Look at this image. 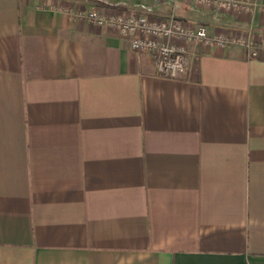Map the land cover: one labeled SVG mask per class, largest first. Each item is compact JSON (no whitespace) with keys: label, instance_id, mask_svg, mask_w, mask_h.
Listing matches in <instances>:
<instances>
[{"label":"crops","instance_id":"0c3cea01","mask_svg":"<svg viewBox=\"0 0 264 264\" xmlns=\"http://www.w3.org/2000/svg\"><path fill=\"white\" fill-rule=\"evenodd\" d=\"M258 56L198 46L158 73L110 26L175 12L210 33L249 15L179 1L0 0V264H264V0Z\"/></svg>","mask_w":264,"mask_h":264},{"label":"built area","instance_id":"2783aa9c","mask_svg":"<svg viewBox=\"0 0 264 264\" xmlns=\"http://www.w3.org/2000/svg\"><path fill=\"white\" fill-rule=\"evenodd\" d=\"M179 1L215 12L235 11L248 14L250 25L245 31L208 32L204 23L193 24L182 20L174 11L165 16L130 11L107 13L97 7L80 11L78 17L98 26H110L129 38L133 50L151 54L158 73L167 78H180L190 69L191 57L198 46L216 45L230 47L239 45L249 51V56H258L261 47L253 17L258 8L257 0H159Z\"/></svg>","mask_w":264,"mask_h":264}]
</instances>
